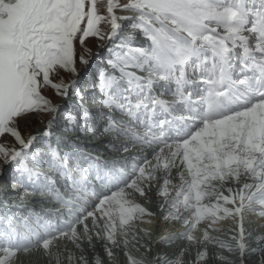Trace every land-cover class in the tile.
I'll return each instance as SVG.
<instances>
[{"label":"snow or ice","instance_id":"snow-or-ice-1","mask_svg":"<svg viewBox=\"0 0 264 264\" xmlns=\"http://www.w3.org/2000/svg\"><path fill=\"white\" fill-rule=\"evenodd\" d=\"M249 3L253 5L251 10ZM15 5L16 0H0V8L14 9ZM62 11L63 15L57 13L60 23L56 27L39 31L36 29L43 22L39 11L34 9L25 13L24 36L29 43L35 41L48 59L44 63L38 61L35 69L28 66L25 70V65H17L8 83V95L0 107V175L13 168L20 176L27 175L29 179L40 175L37 158L42 156L40 147L46 146L51 157L57 158L53 168L68 179L66 154L59 157L58 147L42 143L53 136V126L59 124L61 117V105L54 102L55 96L64 101L78 97L79 111L75 115L63 112L67 124L75 126L78 116L87 120L91 115L93 108L82 106L85 97L92 95L95 99L102 94L98 103L110 110L106 113L108 126L105 131L118 134H127L124 129L128 126L122 121L114 124L111 110L118 108L130 118L139 119L137 110L143 109L146 119L140 123L145 128V135L136 139L158 148L159 151L153 153L157 160L165 147L173 148V157L182 151L193 150L203 160L205 149H208V155L216 153L214 158L219 159L224 150L235 152L240 147V139L231 129L237 132L246 130L253 111L264 116L261 112L264 108V0H69ZM12 14H16L15 10ZM9 15L8 11L0 12V19L8 20ZM122 22L129 31L123 33L116 43L118 31L123 30ZM138 36L144 37L145 43L133 46ZM253 37L255 43L250 47L248 42ZM89 38H95L101 44H115L110 49L114 59L110 58L108 65L119 70V80L124 83L119 99L112 92L114 84L120 86L116 83L118 78L104 70L98 73V83L94 79L81 87L76 65L78 62L84 66L91 64V50L87 46ZM233 61H238L241 72L250 73V76L236 79ZM190 63L193 73H199L203 85L197 99H193L186 87L191 83L187 77ZM129 68L147 75H137L127 71ZM62 73L70 74L73 77L71 82ZM160 81L175 83L171 102L153 95L152 89ZM45 90L54 93L53 97L45 95ZM49 114L47 120L38 118ZM28 117H33V121L42 124L43 128L37 132L26 128ZM174 120L178 122L176 135L180 139L173 145L169 143L168 133ZM80 127L83 130L84 126ZM233 140L237 143L233 144ZM259 146L261 155H264V137L260 138ZM241 162L247 164V157L237 161ZM116 164L118 162H113L114 166L104 175L96 176L105 189V194L98 199H95L94 191L89 194L87 173L78 169L80 179L73 183L82 195L67 199L56 195L58 202L67 209L66 213L37 215L31 223L25 219L20 222L23 233L14 226V218H8V230L0 233V253H3L0 264H10L11 246L17 239L26 242L28 247H42L50 253L58 241H69L80 253L69 251V264L77 261L90 264L84 245L95 253L94 240L102 242L107 264L114 260L113 249L121 248L127 264H141L127 251L130 239L153 253L150 264H181L179 257L186 249H180L179 255H169L153 251L151 244L159 248L174 240L185 239L189 245H201L189 264H207L208 245L231 251L227 242L209 233V229L221 231L215 226L225 220L235 224V235L230 239L236 241L243 264L245 213L264 218V159L259 164L253 160L245 169L248 178L256 183H246L238 190L227 187V182L233 174V182H238L239 169L225 173L222 165L216 172L197 167L187 179L180 173L179 186L170 188L171 182L167 178L170 169L165 164L156 191L161 199L157 206L160 219L175 222L182 230L164 235L151 244L137 241L135 229L137 221L151 223L144 217L156 215L137 202L138 198H147L146 189L151 186L155 168L134 162L130 168L124 169ZM48 179L51 181L52 178ZM207 179H219L221 184L219 187L206 185L204 180ZM253 188L255 190L251 191ZM93 199L95 202L91 203ZM74 200L77 203H73ZM53 216H59V221L52 220L50 217ZM202 223L207 225L206 229L200 228ZM140 231L148 235L147 230ZM228 231L232 232V229ZM197 232H202L199 241L195 235ZM260 240H264V236L257 237V243ZM214 258L226 259L221 253H216ZM91 264H105V261L94 254Z\"/></svg>","mask_w":264,"mask_h":264},{"label":"bare ground","instance_id":"bare-ground-1","mask_svg":"<svg viewBox=\"0 0 264 264\" xmlns=\"http://www.w3.org/2000/svg\"><path fill=\"white\" fill-rule=\"evenodd\" d=\"M27 5H28L27 0L25 1L16 0V5L14 6V9H8L7 6H5L4 8H0V12L8 11L10 13L8 20L0 19V79H1V75L4 72L5 74L6 73L10 74V72H14L13 70L16 67L15 65L18 64L19 62H22V64H27V66L29 64V66L32 67V64H30V58H26L27 56H25L22 52L17 50L15 46V41H14L15 28L16 26L21 27L23 25V21L25 20V13L28 12L27 8L29 6L27 7ZM248 7L251 10L253 5L249 3ZM14 10L16 12L15 15L12 14ZM122 29H123L122 31H118L117 33L116 43H119V37L123 35V33L129 31L128 26L126 24H123V22H122ZM245 35H248V33H245ZM139 38L143 40L142 36H138L135 40L137 41ZM144 43L145 42L143 41L141 44H144ZM248 43L250 47L254 45L255 38L253 37L252 39H250ZM141 44H139V46ZM87 46L91 50V56H90L91 64L89 66H84L82 64H79L78 62L76 65V67L80 71L79 81H80L81 87H83V85H85L88 82L91 83V81H93L94 79H96L98 83L99 82L98 73L102 70L106 71L107 69L109 70L106 72L111 71L112 68L108 65V60L110 58L114 59V57H112L110 53V49L115 47L114 43L101 44L99 40L95 38H89V40L87 41ZM77 51L78 52L80 51L79 44H77ZM237 54H239V50H237ZM257 55L259 56V54ZM233 63L236 65L233 70L234 76L236 79H241L243 77L250 76V73L241 72L238 61H233ZM32 68L34 69V67ZM127 71L135 72L137 75H141V76L147 75V73H142L138 69H134V68L132 69L129 68L127 69ZM62 75H64L65 79H68L69 82H71V79L73 77L70 74L62 73ZM187 77H188V80L191 82L188 85H186L187 90L189 93L193 94V99H197L201 89L203 88V85L200 82L199 73H193L191 63L188 65ZM117 78L118 80L116 83L120 84V86L117 87L116 84H114L112 92H113V95L117 99H119L123 91L124 83L119 80V77ZM174 88H175L174 82L169 84L167 82L160 81L156 83V85L152 89V93L153 95L159 97L162 100L171 102L173 99V96L171 95H173ZM82 90L89 91L88 89H82ZM97 93H98V89H97ZM45 95H48L49 98L53 97L51 96V94H45ZM100 95L102 94H98L95 99L93 98L92 95H88L85 97L84 101H82L81 103H82L83 108L85 109L93 108L90 110L91 115L87 118V120H85L82 116H78L75 122V126L67 124V122L63 118V112L69 111L71 114L75 115L76 112L79 111V108L81 106L80 104H77L78 97L73 96L68 101H64L61 97L54 99L55 103L61 105V117L58 123L60 126L63 125L64 123V125H67L69 128V129L67 128V131H68L67 137L71 139L73 138L75 141V144L73 141L72 147L75 150L76 155H78V168L84 170L87 173V176H86L87 181L90 184L94 185V188H92V185L89 184L90 187L88 191H89V194H91L93 189L95 190L94 191L96 193L95 199H98L103 194L101 193L98 186H96V185L103 186L96 179V176L98 174L104 175L109 169H111L114 166L113 162H118V164H116L115 166L123 167L124 169L130 168V166L134 162L137 164L146 166L148 168L155 167V169L159 168L161 174L163 172L164 165L168 164L170 170L168 172L167 178H169V180H172V178L175 179V182L173 183L174 189L176 186H179L180 184V180L178 179L180 173H183L184 177L187 179L190 177L192 173L196 172L197 167L207 168L209 172H216L220 168L221 165L223 166V170L225 171V173H228L229 171H232L234 173L237 168L239 169V172H240V175L238 176V182H233V180L235 179L234 174L228 177L227 187H230L233 190H238L242 187V185L246 183L253 184V185L256 183L255 180L248 178L247 174L245 173V169L246 167L251 165L253 160H255L257 164H259V161L261 159H264V155H261L260 146H259L260 138L264 137V116H258L257 113L253 111L249 115L250 126L246 130H241V132H237L235 129H231L232 133L236 135L238 139H240V147L236 149L235 152H233L232 150H224L223 152L220 153L219 159L214 158L217 155L216 153H211L210 155H208L207 154L209 152L208 149H205L206 155L203 160L200 159V154L193 150H189L188 152L182 151L178 155L173 157L171 154L173 151V148L165 147L160 155V159L157 160V159H154L153 153L156 151H159V149L149 146L148 144L141 142V140L136 139V137L138 136L143 137L145 135V128L142 127L140 123L141 120L146 119L144 110L143 109L137 110V116L139 117V119H137L135 117L130 118L127 114H125L124 112H121L118 108H113L111 110V115L113 117V123L115 124L116 122H121V121L125 122V124L128 127H126L124 131L127 134H118L116 131H105V129L108 126V117L106 113H108L110 110L98 103L100 99ZM74 106H75V111H73ZM261 112H264V108L261 109ZM38 118L47 120L50 118V114L43 115L42 117H38ZM25 124H26V128L32 130L33 132H37L43 128L42 124L38 122L35 123V121H33V117L26 118ZM81 125L84 126L83 130H81V127H80ZM54 127L56 126L54 125ZM177 127H178V122L175 120L173 121L172 125L169 126V133H168L169 143L173 145L175 141L180 139V137L176 135ZM54 131H55L54 134L58 135V137L60 136V133L62 132V130L59 132V130H57L56 128L54 129ZM221 135H223V132H221ZM232 143L235 144L237 143V141L233 140ZM61 149L71 150L70 148H67V149L61 148ZM236 153H239V155H237ZM245 156L247 157V164L243 162L237 163L238 160H243ZM133 158H137V159L134 161ZM36 167L38 168V170L42 171L41 167L37 165ZM15 173L19 176V173H17L16 170L13 168V169H10L8 173L0 175V192L3 190H6L5 187L10 188V184L12 183L16 184L15 180H10L9 178L10 175L15 174ZM74 173H76V171ZM201 178L203 179V177ZM79 179H80V174L77 172L75 176L73 177V182L78 181ZM211 181L212 179H207V180H204V183L206 185L211 184L214 187H219L221 184V181L219 179H216L212 182ZM53 186L55 187L56 190H59V186L57 183L53 184ZM73 186H74V183H73ZM170 187L172 188L173 186H170ZM207 190L211 191V188H208ZM254 190H255L254 188L251 189V191H254ZM74 191H75L74 192L75 196L78 194L82 195V193L77 192L75 187H74ZM28 193L29 192H26V194ZM29 196L30 195L28 196L25 195V198L29 199ZM31 197L39 198L43 196L35 194L34 196H31ZM95 199H93L91 203H94ZM156 200H153V199L150 200L151 207H149L151 212L156 213V215L144 217L145 221L150 220L152 222L151 223H147V222L140 223L138 221L136 222V229L141 228V227H143L144 229L146 227L158 228L157 232L153 235V240H157L160 237L167 235V234H171L174 231L178 232L182 230L181 227L180 228L177 227L179 226V224H175V222H171V223L165 222L162 219H160L161 213H160V209L157 206L161 202V199L158 197ZM73 203H77V201L74 200ZM41 206L43 208H50V212H56L55 209H54L55 211L52 209L53 204H49V203L47 205L41 204ZM60 209L61 208H59V210ZM56 213H60V212H56ZM254 217L255 216H253V218ZM0 218H2L1 214H0ZM25 219L29 220L30 223L33 220L32 218L30 219L25 218ZM59 219H60L59 216L55 217V220L58 221ZM251 226H254V225H252L251 223ZM200 227L203 230L207 228V225L202 223ZM5 231L6 230L0 229V233L5 232ZM198 233H202V232H198ZM250 237L252 238V236H249L244 240L246 248H245V256H244L243 264H264V257L261 256V255L264 256L263 254L264 244L258 247L257 246L258 243L257 244L252 243L251 240H254V239H251ZM137 241L142 242V240H138V239ZM15 242L20 243V244H25L22 246L28 247L26 242H21L19 239L15 240ZM172 243L168 245L169 247H167V249L164 248L163 251L161 250L162 251L161 253L167 252L169 255L173 253H176L177 255H179L177 251L179 249H182L184 246H186V244L184 246H182V244H177L179 245L178 247L175 244L177 246L176 248V247H173V244L175 242L173 244ZM227 243L230 246L231 251H228V250H225L224 248H219L216 246L207 248L208 257H209L207 264H231V263L234 264L235 260H237L236 254H238L239 250L236 249V245H234V243L229 242V241ZM95 246H96L95 253H93L92 249L89 248L88 250L87 244L84 245L85 250L87 252L86 255L89 256L90 264L92 262V257L94 254H98L100 255V257H104V260L107 261V258L104 255V250L100 248L102 247V244H95ZM180 246L182 247L180 248ZM249 250H251L250 254L247 252ZM255 251L257 252L259 251V252L257 253ZM74 252H76L77 255L80 254L76 249L74 250ZM191 252L193 253L194 251H191ZM253 252H255L256 255H253L254 254ZM216 253H221L226 259L223 261L215 259L214 256ZM2 254L3 253H0V255ZM10 255L13 257L16 254L11 252ZM188 256L183 255L182 257H179L181 259V264H188L190 261L194 260V258H191ZM136 259L138 260V258ZM139 261H141V264H146L147 260L141 258V260ZM236 263L241 264V260L240 261L237 260ZM66 264H68V262H66ZM76 264H79V262L77 261ZM112 264H117L115 258ZM124 264H127V261Z\"/></svg>","mask_w":264,"mask_h":264},{"label":"rangeland","instance_id":"rangeland-1","mask_svg":"<svg viewBox=\"0 0 264 264\" xmlns=\"http://www.w3.org/2000/svg\"><path fill=\"white\" fill-rule=\"evenodd\" d=\"M68 3H69V0H27V4H28L27 7L29 6L27 8L28 12H31L34 9H37L40 13V19L43 21L39 25V28L36 29V31H39L41 29L47 30V29H51V28L56 27V25L60 23V20L57 16V13H60L61 15H63L62 10L68 5ZM49 17H51V19H49ZM24 25H25V20L23 21V25L21 27L16 26V28H15V31H14L15 46H16L17 50H19L25 56H27L26 58H30V64H32V67H34V69H35L37 67L38 61L41 63H44V62H46V60L48 58L43 55V50L38 45H36L35 41L29 43V41L25 38L24 31H23ZM33 27H35V26L33 25ZM19 64H22V62H19L15 66H17ZM23 65H25V70L29 66V64H28V66H27V64H23ZM15 69H16V67H15ZM15 69L13 70L14 72H10V74L9 73L5 74V72H4L3 73L4 75L3 74H2L3 76L1 75V79H0V106L1 107L4 103V100L7 98V95H8L7 86H8L10 79L15 74ZM45 91H46L45 94H51V96L54 95V93H51L50 90H48V91L45 90ZM58 97L59 96H55L56 99ZM72 172H73V170L71 171V174H72ZM161 175L162 174H161L159 168L158 169L156 168L154 173H153L154 179L151 181V186L146 189L147 198H138L137 199V202L140 203L146 209H148L150 212H151V210L149 209V207H151V204H150L151 201L150 200H152V199L156 200L158 198V196L156 195V191L161 184ZM212 181H214V180H212ZM170 182L171 183H170L169 187L173 186L172 188L174 189L173 183L175 182V179L172 178V180H170ZM104 194L105 193L103 192L102 195H104ZM156 196H157V198H156ZM149 197H150V199H149ZM228 207H232V205H228ZM253 216L254 215H252V214L250 215L249 213H245V217H246V219H245V229H246L245 239L249 236H252V238L250 237L251 239H254V240H251L252 243L257 244V237L264 236V218H257L256 216L253 218ZM53 217H55V216H53ZM19 223H20L19 220L13 221L14 226H17V224H19ZM251 223L254 226H251ZM258 223H260V224H258ZM175 224H177V223H175ZM19 227L22 230L21 233H23L24 232L23 227H21V226H19ZM177 227L180 228L181 226L179 225ZM215 227L219 228L221 231L214 232V231H211L209 229L210 235H212L214 237H218L221 241H225V242L229 241V242L234 243V245H236V241L230 239V236L235 235V224L231 220L221 221ZM230 228L232 229V232L228 231ZM141 229H144V228L141 227V228L135 229L136 233H137V239L142 240V243H144V244L145 243L151 244V242L153 241V235L157 232L158 228L146 227L144 230H147L148 235H144V233L142 231H140ZM201 234L202 233H198V232L196 233V237H197L198 241H199V237ZM130 236H131V234H130ZM150 236H152V237H150ZM250 238H249V240H250ZM227 239H228V241H227ZM144 241H146V242H144ZM180 242H182V243H180ZM94 243L95 244H102L101 241H95V240H94ZM173 243H172L173 247H176V248H177V246L179 247V245H177V244H182V246H184L186 244V246H184V247L186 248L187 252L185 251L186 253H184V255L185 256L189 255L188 257H191V258H195L197 249L199 247H201V245L199 243H197L196 246L189 245L185 239H181V240H177V241L174 240ZM243 243H244V241H243ZM262 244H264V240H260V242L257 244V246L260 247ZM168 245L169 244L161 245L159 248H157L155 244H151V247H152L153 251L162 252L164 250V248L167 249V247H169ZM182 246H180V248ZM212 246L213 245L210 244L207 246V248H211ZM173 247H172V249H173ZM100 248L103 249L102 247H100ZM236 249H238L237 245H236ZM74 250H75V248L71 244V242L66 241V240L58 241L57 245L53 247L51 253L45 252L42 247H33L32 246L30 248H27V250H25V252H24V255H22V256L21 255H18V256L14 255L13 257L11 256L10 264H16V263L17 264H25V263L26 264H53V263L54 264H66V262H68V264H69V261L67 260L68 252L69 251L74 252ZM123 250L124 249H122V248L121 249H113V251L115 253L114 258H115L117 264H122V263L124 264L126 262V259L123 255V252H122ZM127 251H129L135 258H138V260H141V258L146 259L147 260L146 264H150L153 253L148 252L146 249L139 247V243L132 242L130 239V243H129ZM179 251H180V249L177 251V253H179ZM191 251H194V252L192 253ZM250 251L251 250H249L247 252L250 254ZM189 252H191V253H189ZM219 252H221V251H219ZM255 252H257V251H255ZM255 252H253L254 254L253 253L252 254L256 255ZM261 256L264 257L263 255H261ZM16 257H18V258H16ZM101 258L104 260V257H101ZM24 259H26L27 261ZM236 259L238 261H240V250L238 251V254H236ZM237 260H235L234 264L237 262ZM104 261H106V260H104ZM106 263H107V261L105 262V264ZM236 264H238V263H236Z\"/></svg>","mask_w":264,"mask_h":264}]
</instances>
